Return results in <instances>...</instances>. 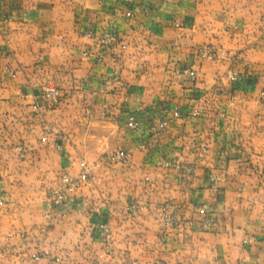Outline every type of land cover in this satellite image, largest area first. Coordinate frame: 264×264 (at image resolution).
<instances>
[{"label":"crops","instance_id":"0c3cea01","mask_svg":"<svg viewBox=\"0 0 264 264\" xmlns=\"http://www.w3.org/2000/svg\"><path fill=\"white\" fill-rule=\"evenodd\" d=\"M113 30L121 56L86 54ZM263 87L264 0H0V264H264ZM82 160L89 181L52 205L42 190Z\"/></svg>","mask_w":264,"mask_h":264},{"label":"built area","instance_id":"2783aa9c","mask_svg":"<svg viewBox=\"0 0 264 264\" xmlns=\"http://www.w3.org/2000/svg\"><path fill=\"white\" fill-rule=\"evenodd\" d=\"M178 26V24H176ZM86 37L97 40L98 49L94 52L93 50L88 51L86 54H92L94 55L95 59L98 61H103L106 56L107 52L111 49L117 48L118 52L116 53V56H121V54L128 49V42L121 37L120 33L113 30L103 33L101 36L96 37L91 32H86ZM198 55L201 58L204 59H212L217 57V53L215 49L212 46L204 45L201 46L198 49ZM185 72L193 77L195 76V71L190 69H186ZM232 80L236 79V73H233L231 76ZM118 76L115 74L112 76L109 80L106 81V86H111L115 82H117ZM62 90L57 85H46L43 89V96L46 98L47 103L51 106H56L59 104L61 98H62ZM260 101L262 104H264V89L260 92ZM34 109L38 110L40 107L38 104H34ZM173 113L175 116L179 115L178 109L173 110ZM128 127L130 128H138V123L136 120L131 117L127 123ZM167 127L166 121H161L157 124H154L151 127V131L153 134H156L162 130H164ZM59 147V146H57ZM241 152V149L239 147H231L227 152H225V155H228L230 153L238 154ZM119 157L124 158L125 153L119 152ZM166 165H169V162L166 163ZM187 171H192V168H188ZM89 178V171L85 165L82 166L81 172L77 176H73L67 172H62L59 177L57 178L54 187L52 188L51 192V202H53L56 205H64L66 204L70 199L71 196L80 188V186ZM4 196L0 194V203L3 202ZM102 234L105 237H109L110 235V227L108 224L102 225ZM249 240L244 239L243 244H248Z\"/></svg>","mask_w":264,"mask_h":264},{"label":"rangeland","instance_id":"374dc122","mask_svg":"<svg viewBox=\"0 0 264 264\" xmlns=\"http://www.w3.org/2000/svg\"><path fill=\"white\" fill-rule=\"evenodd\" d=\"M209 46H212V45H209ZM213 47V46H212ZM214 48V47H213ZM215 49V48H214ZM215 51H216V53H217V57H215V58H212V59H210V60H215V59H217L218 57H219V53H218V51H217V49H215ZM263 89H264V87H263ZM262 89V90H263ZM261 90V91H262ZM260 91V92H261ZM259 96H260V93H259ZM62 98H63V95H62ZM61 101V100H60ZM179 111V110H178ZM173 115H174V113H173ZM165 121V120H164ZM167 122V121H166ZM167 125H168V122H167ZM166 129V128H165ZM164 129V130H165ZM164 130H162V131H160V132H158V133H156V134H159V133H161V132H163ZM156 134H154V135H156ZM18 150L19 151H21V154L23 153V150H22V148H23V146H21V145H19L18 147ZM119 152H124L125 153V157L124 158H122V157H119V155H117V154H119ZM126 160H127V152H125L124 150H121V149H118V150H114L112 153H110L109 155H108V157H107V163L108 164H117V163H125L126 162ZM82 162H83V164H82V166L83 165H85L86 167H87V169H88V171H89V178L80 186V188L86 183V182H88L89 181V179H90V166H89V164L85 161V160H82ZM166 163H168V162H164V165L166 166V167H168V166H170V163H169V165H166ZM188 169V168H187ZM82 170V169H81ZM81 172V171H80ZM79 172V173H80ZM189 172V171H188ZM68 173V172H67ZM189 173H191V171L189 172ZM70 174V173H69ZM78 175V174H77ZM77 175H73V176H77ZM56 182V181H55ZM55 182H54V184H55ZM54 184L53 185H51V186H48L45 190H42V192L44 193V196L47 198V201H49L52 205H56V204H54L53 202H51V192H52V188L54 187ZM79 188V189H80ZM78 189V190H79ZM77 190V191H78ZM76 191V192H77ZM75 192V193H76ZM75 193L73 194V195H75ZM73 195L71 196V197H73ZM56 206H59V205H56ZM136 207H137V205L134 203V204H132L131 205V209L132 210H135L136 209ZM171 209H173V205H171V204H164L162 207H161V211H162V218H163V223H164V225L167 227V228H169V229H171V230H173V231H178L179 230V228H180V224L179 223H177V221H176V219L173 217V215H172V213L170 212V210ZM196 211H197V213L201 216V218L196 222V224H195V226H196V228L197 229H209V228H212L213 227V224H214V222H213V220H212V218L209 216V214H208V211H207V207L205 206V205H197L196 206ZM104 224H108V223H104ZM103 225V224H102ZM109 225V224H108ZM110 227V226H109ZM110 234H111V232H110ZM102 236H103V234H102ZM109 237H110V235H109ZM109 237H105V236H103V238L105 239V240H107Z\"/></svg>","mask_w":264,"mask_h":264}]
</instances>
